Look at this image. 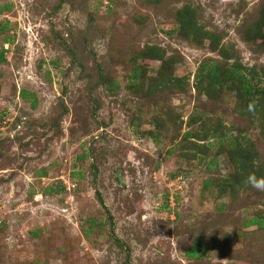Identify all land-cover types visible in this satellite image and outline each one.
I'll return each mask as SVG.
<instances>
[{"label":"rangeland","instance_id":"obj_1","mask_svg":"<svg viewBox=\"0 0 264 264\" xmlns=\"http://www.w3.org/2000/svg\"><path fill=\"white\" fill-rule=\"evenodd\" d=\"M184 4L217 46L174 29ZM263 9L0 0V264H264V224H246L264 220V191L218 140L253 149L264 178V97L251 106L228 71L262 72ZM145 45L177 53L169 73L180 84L130 82L132 65L161 66L132 61ZM205 61L219 66L213 91L194 78Z\"/></svg>","mask_w":264,"mask_h":264},{"label":"trees","instance_id":"obj_2","mask_svg":"<svg viewBox=\"0 0 264 264\" xmlns=\"http://www.w3.org/2000/svg\"><path fill=\"white\" fill-rule=\"evenodd\" d=\"M176 23H175V30L181 33V36L189 40L192 38H210L212 41L213 46H217L219 42L218 36H214V33H210L207 30H203L202 26L198 24L197 22V13L194 8H192L190 5L184 4L180 8L176 10ZM260 19L258 20V24H256V29L261 30V27H264V9L260 13ZM260 33V32H259ZM262 46L264 47V40L262 41ZM223 49L218 50L220 54L224 57L227 56L226 53H222L221 51ZM142 58H148V59H159L161 61V66L155 71L154 75H148L147 70L142 65L134 64L132 65L131 72L129 74V80L133 84H139L144 82L145 76H149L147 80L151 83V85L155 88H161L164 85H173L177 86L180 81V79H174V77L170 78L169 71L173 69V64L177 63L179 61L178 55L176 52H173L172 54H169L166 56V50L161 47L160 45H145V47L138 52V54L134 57H132V61L135 62L136 59H142ZM5 60V56L3 55L2 51H0V62ZM144 64V63H143ZM236 69H230L228 70L231 74H234L236 78H238V93L241 95L244 99H250L251 100V106L255 107L257 106L264 97V67L262 68V72H260V75L257 74L254 70H248L247 74L244 75L243 72H241L238 68L242 69L240 65L236 66ZM218 63L213 61H205L202 62L198 68L196 69L194 78L198 81V86L200 87V83L203 78H206L208 80V86L207 87H201L205 90L208 88H212V91L214 90L213 85L217 84L219 82V71H218ZM248 78H247V77ZM261 83V84H260ZM257 97V98H256ZM221 142H226V148L231 152L230 159L231 161L239 166V162L242 166H244V163L246 166L244 168L248 167L250 175H255L256 171L254 167L252 166V159L256 156V153L253 149H251L249 152L245 151L241 145V142L237 141L236 136L235 137H228L226 133H224L222 136L218 139ZM97 198L102 203V200L98 193ZM247 225H256V226H262L264 224L263 219H250L246 221ZM198 249L193 247L192 249L188 250L186 252V255L188 257H194V255L197 253ZM218 264H231V263H218Z\"/></svg>","mask_w":264,"mask_h":264},{"label":"clouds","instance_id":"obj_3","mask_svg":"<svg viewBox=\"0 0 264 264\" xmlns=\"http://www.w3.org/2000/svg\"><path fill=\"white\" fill-rule=\"evenodd\" d=\"M245 183L257 191H264V178H256L254 175H250L246 178Z\"/></svg>","mask_w":264,"mask_h":264}]
</instances>
